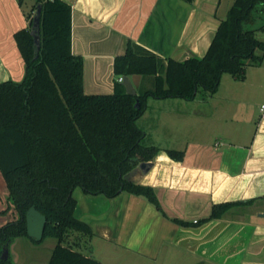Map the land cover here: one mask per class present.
Here are the masks:
<instances>
[{
    "label": "crops",
    "instance_id": "obj_1",
    "mask_svg": "<svg viewBox=\"0 0 264 264\" xmlns=\"http://www.w3.org/2000/svg\"><path fill=\"white\" fill-rule=\"evenodd\" d=\"M65 1L71 5V49L82 57L83 88L88 94L113 92L119 78L114 70L115 59L125 54L129 45H142L165 61L168 57L183 60L204 55L220 19L233 3V0ZM35 2L0 0V81L21 80L25 75L15 32L29 25L27 15ZM259 32L264 39V29ZM248 74L247 70L244 79H237L230 73L233 79L242 82L252 79V94L257 95L256 112L250 113L241 130L237 128L233 139L225 141V145L222 141L195 140L184 148L151 141L149 144L160 147L153 161L163 165L152 177L159 206L145 196L127 191L108 197L90 195L81 188L78 197L73 195L77 202L75 215L87 222L93 233L90 236L73 233L69 240L91 256L94 247L89 249L87 245L94 243L96 255L107 259L101 264L136 261L180 264L183 257L186 264H264V60L252 70V75ZM128 76L137 93L153 86L152 75ZM223 78L224 73L219 85ZM224 82L234 81L225 77ZM150 97L153 96L147 98L137 121L146 113ZM163 104L159 102L157 106ZM166 149L183 150L184 156L177 160ZM140 171L133 173L131 179L139 181L144 175ZM227 201L233 203L221 216L204 220L211 215L214 204ZM8 205V188L0 170V226L17 217L16 213L11 214L13 209L5 211ZM175 219L203 221L181 225ZM21 238L24 236L11 241L9 254L3 259L9 258L10 264H48L58 242L56 237L47 236L39 242ZM38 246L48 247L46 255H42ZM34 250H38L39 261L32 258ZM2 252L3 248L1 255Z\"/></svg>",
    "mask_w": 264,
    "mask_h": 264
},
{
    "label": "trees",
    "instance_id": "obj_2",
    "mask_svg": "<svg viewBox=\"0 0 264 264\" xmlns=\"http://www.w3.org/2000/svg\"><path fill=\"white\" fill-rule=\"evenodd\" d=\"M38 4L42 5L39 51L31 33ZM27 16L29 25L15 32L25 75L0 81V170L9 201L5 211L17 214L0 226V255L17 236L29 237L26 212L34 205L47 218L43 238L58 239L48 264H101L69 240L74 232L93 233L75 215L74 189L79 186L86 193L108 197L127 191L159 206L152 185L128 177L140 162L154 160L160 151L144 142L145 132L137 125L147 98L192 99L201 88L216 91L223 73L244 79L247 65L262 64L264 39L258 31L264 29V0H233L202 56L165 61L142 45H129L115 59L116 75L154 77L153 86L137 94L128 93L118 78L111 93L84 91L83 60L71 49L68 2L36 0ZM166 151L177 160L184 156L183 150ZM232 203L214 204L204 220L221 216ZM175 221L197 225L203 220ZM10 263L0 256V264Z\"/></svg>",
    "mask_w": 264,
    "mask_h": 264
},
{
    "label": "rangeland",
    "instance_id": "obj_3",
    "mask_svg": "<svg viewBox=\"0 0 264 264\" xmlns=\"http://www.w3.org/2000/svg\"><path fill=\"white\" fill-rule=\"evenodd\" d=\"M29 1L26 0V4ZM261 35L262 32H259L258 36L260 37ZM255 67H258V65H247V70L250 73L248 76L252 75V70ZM225 77H229L234 82L231 84L224 82ZM251 81L252 79L242 82V80L233 79L230 73H224V78L216 91L210 92L201 88L194 99L150 97L146 113L137 121V125L146 131L144 142L149 144L151 141L157 140L167 144V146H175L176 148H184V146L190 145L195 140L211 143L222 141L224 142L223 145H225V141L229 142L235 137L237 128L241 130L242 126L247 123L250 113L252 111L256 112L254 100L257 95L252 94ZM246 100H249V102H246ZM159 102L164 103L163 107L157 106ZM137 169L140 171L139 168H136L128 177L131 178L133 173L139 174ZM79 191H82V189L78 186L73 195L78 197ZM13 213L15 212H11V214ZM74 233L83 235L78 232ZM21 239L27 241L25 239L28 238L24 236ZM87 243L89 244V242ZM23 244L26 246L27 242ZM92 246L94 247L93 251H95L92 256L99 258L98 260L102 263L104 261L107 262L103 255H96V245L94 243L87 245L89 249ZM38 248L42 251V255H46L45 252L47 253L48 247L38 246ZM34 251L32 258L34 261L36 259L39 261L38 250ZM27 254L30 255L29 251H27ZM87 254L91 255V253ZM186 261V257H183L180 260V264H186ZM166 263L172 264L171 262ZM133 264L139 263L136 261Z\"/></svg>",
    "mask_w": 264,
    "mask_h": 264
},
{
    "label": "water",
    "instance_id": "obj_4",
    "mask_svg": "<svg viewBox=\"0 0 264 264\" xmlns=\"http://www.w3.org/2000/svg\"><path fill=\"white\" fill-rule=\"evenodd\" d=\"M41 11L42 5L38 4L35 14L33 15V22L31 25V33L34 36V43L36 45V50L39 51L41 47ZM122 83L124 84L126 91L131 94H137L136 88L133 86L129 76L127 74L123 75ZM163 165L155 163L153 160L142 161L139 163L138 168L144 174L143 177L139 180L140 183L156 185L152 182L153 176L157 173L158 168ZM162 170H159V174H162ZM46 215L38 210L34 205H32L26 212V225L28 236L33 238L36 241H39L44 236V229L46 225ZM9 254V243L3 247V252L1 257L6 258Z\"/></svg>",
    "mask_w": 264,
    "mask_h": 264
},
{
    "label": "built area",
    "instance_id": "obj_5",
    "mask_svg": "<svg viewBox=\"0 0 264 264\" xmlns=\"http://www.w3.org/2000/svg\"><path fill=\"white\" fill-rule=\"evenodd\" d=\"M120 81H122V79H123V76H119V78H118Z\"/></svg>",
    "mask_w": 264,
    "mask_h": 264
}]
</instances>
